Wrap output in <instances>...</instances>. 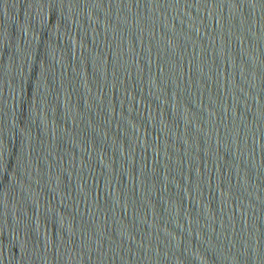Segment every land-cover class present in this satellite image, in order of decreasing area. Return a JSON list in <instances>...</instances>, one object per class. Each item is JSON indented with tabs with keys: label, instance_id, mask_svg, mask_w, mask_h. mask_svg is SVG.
Masks as SVG:
<instances>
[{
	"label": "water",
	"instance_id": "water-1",
	"mask_svg": "<svg viewBox=\"0 0 264 264\" xmlns=\"http://www.w3.org/2000/svg\"><path fill=\"white\" fill-rule=\"evenodd\" d=\"M82 264H264V0H89Z\"/></svg>",
	"mask_w": 264,
	"mask_h": 264
}]
</instances>
